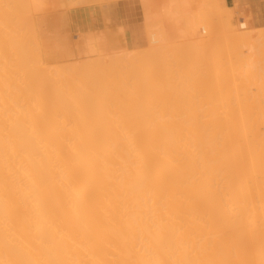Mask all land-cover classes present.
Here are the masks:
<instances>
[{
	"label": "bare ground",
	"instance_id": "6f19581e",
	"mask_svg": "<svg viewBox=\"0 0 264 264\" xmlns=\"http://www.w3.org/2000/svg\"><path fill=\"white\" fill-rule=\"evenodd\" d=\"M8 1L12 0H0V264H264V112L238 111L243 104L240 108L236 107V112L227 110L224 113L226 107L223 105V112H216L214 109L220 104L209 113H203L204 110L201 113L188 110V113H181L176 109L177 97L172 99V91H168L171 89L170 83L167 82L169 86L165 88L169 93L163 88L161 91L164 92L159 93L160 89L154 84L157 80H149L150 76L154 77V71H150L153 75L146 72L151 74L147 76L149 81L144 83L141 80L145 88L137 89L136 80L128 84L126 82L124 98L117 96L116 99L110 97L117 93L112 90L113 87L107 89L101 81L94 83L93 77L85 73V76L78 74L77 78L75 71L76 74L71 75L75 76L67 75L69 78L65 80L59 76L48 78L51 68L48 72L46 66H42L41 59L38 63L39 55L32 51L36 44L34 46L29 42L33 45L30 48L28 42L25 44L29 36H25L27 40L21 37L23 26H26L21 17L28 11L23 2L28 3L27 0H14L22 7ZM13 4L18 5L19 10L14 7L20 13L25 7V13H16ZM9 7L19 16L15 14V17L12 12L10 17ZM11 19L15 23L13 27L18 26L19 29H13L9 24ZM227 26L230 28V22ZM14 30L19 31L17 35L23 39L19 38L20 43L25 42H22L26 45L24 48L18 46L20 43ZM31 31L28 32L30 36L33 33ZM32 40L36 41L35 38ZM247 46L250 53L256 49L253 44ZM198 48L197 51L194 49L197 55ZM21 50L24 51L21 53ZM203 50L209 51L206 48ZM242 50L239 56H242ZM30 51L31 57L35 55L37 59L28 57ZM159 52L156 51L157 55L154 52V58L160 56ZM166 52L162 51L161 56L166 55ZM239 56L237 54L236 57L240 59ZM213 57L216 59V56ZM167 59L165 57V62ZM33 60L46 71L41 68L40 77L31 72L38 71L37 64L36 69L33 63V66L31 63L30 67L27 65ZM239 63L242 64L241 61ZM74 64L75 68L79 66ZM146 68L143 70L157 69ZM67 69H71V65ZM166 71H169L168 68ZM163 73L168 81L171 74H175L171 72L168 78L170 72ZM236 74L233 75L234 79ZM111 75L113 78L115 74ZM198 75L192 78L196 80ZM174 77L176 81L170 79L172 84L178 79ZM190 79L187 80L192 81ZM182 80H178L179 84H188L187 80ZM260 83L263 86L262 80ZM195 84L199 87L201 81L199 85L198 81ZM197 86L195 90L201 91L199 95L211 89L209 84L200 86L205 91L199 90ZM186 88H182L184 93ZM138 93L141 95L139 100ZM156 93H165L163 97L169 99V96L172 101L175 100L173 106L177 111L167 112V105V111H163L162 106L166 102L163 100L162 105H157L159 99ZM107 94H110L107 97H110L111 102L123 101L122 109L119 108L120 101L112 104H119L116 107L122 111L114 114L117 110L114 108L111 114V107L106 111L101 103ZM234 96L238 99V92L237 97ZM191 97L188 98L190 102L194 100ZM205 97L200 100L206 101L208 98ZM107 99L106 102L109 101ZM123 99L130 101L129 106ZM142 99L143 103H140ZM251 99L252 96L249 101ZM194 102L190 106L196 104ZM238 103L236 101L235 106ZM157 106H161L162 110H157ZM90 109L96 112L90 114L87 112Z\"/></svg>",
	"mask_w": 264,
	"mask_h": 264
},
{
	"label": "rangeland",
	"instance_id": "374dc122",
	"mask_svg": "<svg viewBox=\"0 0 264 264\" xmlns=\"http://www.w3.org/2000/svg\"><path fill=\"white\" fill-rule=\"evenodd\" d=\"M12 1L15 4L17 3L19 6H21L19 4V2H15V1H19V0H15V1L12 0ZM12 1H10V2H12ZM37 1L31 0V2H30V0H27L28 3H25V1H24L23 3L26 4L25 7H27V9L25 7H23L24 11L21 8H20V10H21V12L23 11L24 13H25V9L28 11H26V13L23 15H22L23 12L20 13L18 11L19 10L18 5L15 6V4H13L12 8L14 6L17 7L18 10L14 7L17 10L16 13L19 12V15H22L21 18L26 22L25 23L23 21L26 24V26H23V31L25 30L24 29L25 27H26V30H29L31 27V29L29 31L25 30V33H22L23 31L21 32V35L23 34L21 36L22 38H24L26 40L29 38L28 39L29 41L25 40L26 43L24 41H22V42H24L25 44H27V42L29 44V42H30V44L32 43L34 46L36 44L35 50L31 47L33 45L29 44L27 46L32 48L33 54H35V55L38 54L40 56V58H39V56L37 57L38 63H39V60L41 59L40 62H42L41 63L42 66L43 65L46 66V67L43 66V67H45V70L47 68L46 71H48V69L51 68V69H49L51 71L50 72L51 74L49 73L51 75L50 77H48L47 74L45 73L46 77H48V78H56L59 76L58 78L65 80V79L69 78L72 74H74L75 71L77 73L76 76L73 75L75 77H77V76L79 77L78 74H80L81 76H85V74H88L87 76L91 75L90 77H93L92 82L100 83V81H101L102 84L105 83L103 85H105L107 87V89H108V87L109 88L113 87L112 90H114L115 92L117 91L118 94L114 93L116 96L114 94H112L110 97L113 96L114 98H111V99H116L117 96L118 97L121 96V98H124L123 97V96H125L124 89L127 88V85L125 84L126 82L128 84V82L132 83L136 80L135 84L137 85V89L139 87H140L139 89H142V88H145V86L143 87V84L145 82L151 80L150 78H152L151 81L157 80V82L156 81L155 82L158 84L161 82V84H160L161 86L154 83L155 87L160 89L159 93H161L162 91L164 92V90L161 91V88L165 89V88H167V86H169V85H167V82H168V84L170 83V85H171L170 86L171 89H169V90L165 89V91H167V90L169 92L172 91V92H170V94H172L171 96L173 97L172 99H174L175 97L178 98V99L175 98L177 100V103L175 100L172 101L171 97H169L170 94H167V92H168L167 91L166 95H169L168 98L171 100L170 104H168L169 99H167V97H163V96H166V95H164L165 93H162V95L161 94L158 95V93H156L159 101L161 98V103H159V101H158L157 105L158 104L162 105L163 100L166 102V104H164L162 106V108L164 107L163 111L168 110L167 112H172L171 110H173V112H174V111H177V110H175V108L178 107L176 109H178V111L181 113H183L184 111H186L184 113H188V111L201 113L202 110H204L203 113H205V112L209 113V111L212 112V110L214 108H216L217 106H219L221 104L220 105L221 107L220 106L218 107L220 109L216 108L217 110L216 109H214V110L216 112H223L221 110H223L226 107L224 110V113H225L227 110L229 112H233V111L236 112L238 110L237 108H240L241 105L243 104L241 107L242 109L240 108L238 111L264 112V99H262V97L264 98V96H263L264 95V92H263V90H264V88H263V86H264V83H263L264 82V80H263V77H264V71H263L264 70V56H263V54L264 53H262V52H264V47H263L264 46V0H140L141 5H142V17H140L139 21H136V22H138L137 39L139 40V43H134V44L132 43V41L130 39L129 33L126 31V28L122 25V23L118 17V11H117L118 6H117V4L120 0H37ZM20 3H21V1H20ZM7 5L9 6V4H7ZM3 7L5 8V4L3 5ZM10 7H9V9H11ZM9 9H7V10H9ZM9 11H10L9 12L10 17L12 16V14L15 17H16V15L19 16L18 14L13 12L14 10L11 9ZM27 12L29 14H27ZM12 18H14V17H12ZM18 18H16V19H18ZM22 19H20V20H22ZM23 22H20V23L22 24ZM229 22H230V26H229L230 28H228V26H227ZM9 24L12 25L15 23H13V20L11 19V20H9ZM25 24H23V25H25ZM29 24H31V25H29ZM238 25L240 26V28L238 27ZM14 26L16 27V25H14ZM27 26H28V29H27ZM12 27H13V25H12ZM17 27L16 28L13 27V29H19ZM21 28L22 27H20V29ZM231 30H233V31H231ZM17 31L18 30L15 31L16 39L18 36L17 34H19V31L18 32ZM30 31L33 32V33H31L32 36H30L28 33ZM45 34H47V35H45ZM27 35L29 36L28 38L25 37ZM33 35H34V37H33ZM19 38H20V35L18 36V39H17V41L20 43ZM22 38H20V39L23 40ZM34 38L36 41L32 40ZM30 40H32V41H30ZM248 40H249L250 45L253 44L256 47V49L259 46L261 48L259 47L258 48L259 50L257 49L258 51L256 49L252 50V52H251L252 54H251L249 47L247 46V44L249 45V43H247ZM90 41H92V42L94 41V42L90 43ZM96 41H99V42H96ZM21 43L18 46L24 48V46H26V45L24 43H22V44ZM260 43L262 46L260 45ZM37 44H38V46H37ZM226 44L229 47L231 46L229 50H228V46H226ZM257 44H259V46ZM89 45H91V47ZM186 46H188V47L185 48ZM210 46H212V47L214 46V48L216 50H213L214 48L211 49ZM65 47H67V48H65ZM89 47L92 48L93 50L91 49V51H89L90 50ZM98 47H100V49H98ZM194 47H196V48H194ZM198 47H200L201 49ZM238 47H239V49H236ZM240 47H241V49H240ZM262 47H263V49H262ZM30 48H28V51ZM36 48H38V51H36ZM181 48H184V49L182 50ZM197 48H198L199 57H198L197 53L195 52V50ZM205 48H206V50L209 49L208 53H207V51L203 50ZM231 48L233 49L232 52H231ZM25 49L27 50V48H25ZM46 50H48L49 52ZM51 50H52V52H51ZM199 50H201V52H203V54H201V52ZM240 50H242V56H239V55H241ZM22 51H24V50H21V53H22ZM32 51L29 52L30 56H28V57L34 59L35 55H34V57H31V56H33ZM35 51L38 53H36ZM57 51L59 52V54ZM61 51H62V53H61ZM63 51L65 53L66 52L67 53L65 55H63L64 54ZM100 51H101V54L98 55V53H100ZM156 51L157 52L158 51H161V52L167 51L166 55H168L170 52H172L171 55L174 56V57L172 56L174 59L171 58L170 54L168 55L169 56L168 57L163 53L164 54L163 56H165L166 58H169V59H167V62L169 60L170 63L167 64V62H165V57L161 56V54H162L161 52H159V54H158L161 57L155 56V58H154V55H155L154 52L156 53ZM215 51L216 52L218 51V52L216 53ZM91 52H92V54H91ZM93 52H94V54H93ZM102 52H105V53H102ZM255 52H257V54H255ZM208 54H210V55H208ZM237 54L240 57V59H238L236 57ZM55 55H57V56H55ZM116 55L119 59H117ZM156 55H157V53H156ZM200 55H201V58H200ZM213 55L216 56V59H215V57H213ZM45 56H46V59H45ZM105 56H106V59H104ZM185 56H187V57H185ZM191 56H193V57L191 58ZM195 56H196V58H195ZM206 56H208V57H206ZM209 56H211V57H209ZM101 57H103V59ZM131 57L133 60H131ZM212 57H213V59H212ZM234 57H236V59H233ZM241 57H242V59H241ZM257 57H258V59H257ZM27 58H25V59H27ZM37 58H35V59H37ZM96 58L97 59L99 58L101 60L98 59L99 60L98 61ZM158 58L161 59V60L159 59L161 62L159 60L158 61L155 60ZM170 58H171V60H170ZM180 58H183V59L180 60ZM129 59L131 60V62ZM197 59H198V62H197ZM222 59H223V62H222ZM245 59H247V60H245ZM44 60H47V61H44ZM86 60L89 61V63H87ZM134 60H137V61L134 63ZM33 61L32 62L26 61V62H29L27 65L29 66L30 63L31 64L33 63L35 69L37 66H38L37 68H39V65L37 63H35V61L34 62ZM91 61H93V63H95V64H92ZM213 61L216 65L213 63ZM239 61H241L242 64H240ZM242 61H244V62L246 61V63H244ZM98 62H100V63H98ZM129 62L132 64H129ZM155 62H157V63H155ZM163 62L165 64H163ZM190 62H191V64H190ZM210 62L213 64H211ZM252 62H256V64L251 65L250 63H252ZM74 63L77 65L79 64V66H76L77 68H75V66H73ZM201 63H203V64H201ZM228 63H229V65H228ZM257 63L259 64V66ZM33 64L31 66H33ZM35 64H37V66H35ZM68 64L71 65V69H67V68H70V65H68ZM80 64H82V65L80 66ZM134 64L136 65V67ZM170 64H172V65H170ZM184 64H186V65H184ZM196 64H198L199 67ZM248 64H249V66H248ZM107 65H109V66H107ZM128 65H131V67ZM146 65H147V68L149 66V68L152 67V69H154V67L156 69V67H157L156 71H158V72H156L155 70H151V69L148 71L143 70L146 68ZM192 65L195 67V69H194L195 71L193 70L194 67ZM42 66H40V67L42 68ZM158 66H159V68H158ZM165 66H166V68H165ZM188 66H190L191 68ZM222 66H223V68H221ZM83 67H85V68H83ZM169 67H172V69L171 68L169 69ZM245 67H247V68H245ZM248 67H251V68H248ZM41 68L37 69L38 71L32 70L31 72L36 77L37 76L40 77L42 75V73L40 74L39 72L43 69V68L42 69ZM56 68H58V69H56ZM167 68L169 71H166ZM186 68L187 69L190 68V69L187 70ZM214 68L216 71L214 70ZM219 68H221V70ZM28 69H30V68H28ZM63 69L67 71L66 72L67 74L64 72ZM108 69H110V70H108ZM111 69L114 70L113 71L114 73L112 72ZM115 69H117V70H115ZM162 69H164V70H162ZM173 69H174V71H170ZM247 69H248V72H246ZM249 69H250V71H249ZM139 70L144 71L145 75L143 76L144 72H142V71H140V72L143 74L140 75ZM238 70L239 71L242 70V71L238 72ZM43 71H44V69H43ZM46 71H44V72H46ZM91 71H92V73H91ZM109 71H111L112 73ZM118 71H121V72H119L120 74L117 73ZM150 71L151 72L154 71L153 73H155L156 76L158 75L157 73H159V75H162L163 72H166V73L170 72L168 74L169 75L168 78L170 77L171 72L172 73L174 72L175 73L174 75L176 76V78H178L177 82H175V83L173 82V84L171 83V80L176 81V80H174L175 77L173 74H171L169 81L166 79L167 78L166 75H162L164 77L157 76V78L160 77V79H161V80L159 79L160 80L159 81L155 77V75H154L155 79H154V77L150 76L152 74ZM161 71H162V73H161ZM181 71L186 72V73H182ZM198 71H200V72L198 73ZM234 71L236 73L238 72L239 74L242 73V75L240 74L242 77L240 75L238 76L241 79L236 78L238 73L236 74ZM243 71L246 72V74L243 73ZM55 72H57V73H55ZM81 72H83V73H81ZM146 72L151 73V74H148V73L146 74ZM190 72H191V74L193 73L192 74L193 76L190 75ZM233 72L236 74V76H234L236 80L233 78V75H235ZM250 72H252V73L250 75H247ZM253 72H254V74H253ZM54 73L56 75L57 74L58 75L55 76ZM93 73H94V75L92 76ZM126 73H127V75H125ZM166 73H163V74H166ZM219 73H220V75H219ZM230 73L233 75H230ZM111 74H115L113 76L114 79L112 78ZM43 75H44V73H43ZM67 75L69 77H67ZM184 75L186 76V78L188 76L187 79L194 77V75H198L196 77V80H195V78L194 79L192 78L190 80H192V81L195 80L196 82L198 81V85L200 84V81H201V84L199 85V87L195 84V81L193 82L198 87V89L200 88L199 90H202L203 88H201V87L202 86L204 87L205 84L206 85L209 84V88L211 87V89L210 90L207 89V90L211 91L210 93L212 96H210V93L207 92V90L205 91V89H203L205 92H203L199 95L198 93L201 91L198 92V90H195L196 86L193 88L194 84L192 85V81H188ZM245 75H247L246 78H245ZM60 76H62V77H60ZM73 76H71V77H73ZM95 76H96V78H95ZM127 76H130V77H127ZM131 76L133 79L131 78ZM140 76H142V77H140ZM147 76L148 77L150 76L149 80L147 79L148 78ZM165 76H166V78H165ZM182 76H184V77H182ZM254 77H256V78H254ZM110 78H112L113 80ZM138 78H139V80H138ZM182 78H184L185 80L188 81V82H186V83H188L187 85L182 86L183 84H181V83L179 84L180 81H183ZM214 78L217 80L218 83L216 82V80ZM232 78H233V82H232ZM251 78L253 79L252 82H254V84L250 81V80H252ZM99 79H102L105 82H103L102 80H99ZM162 79L165 81H162ZM198 79H200V81ZM239 79H240V82H239ZM111 80H112V82H111ZM141 80H144V83ZM178 80H179V82H178ZM222 80L224 82H222ZM245 80L249 81V83H247ZM261 80L263 83V86L261 85L262 87L260 86ZM228 81H230V83ZM238 83H240L241 85ZM163 84H165V85L162 86ZM110 85H112V86H110ZM180 85L182 86V88H184L186 86L187 91L189 90V92L190 91L191 92L189 93V92L185 91V93H184V90L180 87ZM243 85L245 86V88H243ZM257 86H259V88H257ZM134 87L136 88V86H134ZM149 87H151V86H149ZM260 87H261V89H260ZM147 88H148V85H147ZM207 88H208V86H207ZM190 89H192V90H190ZM248 90H249V92H248ZM214 91H216V92H214ZM236 91L239 94L238 97H237ZM242 91L244 92V94ZM110 92H111V90H110ZM143 92H139V93L141 94ZM206 92L209 93V95ZM247 92H248V95H247ZM139 93L137 94L138 100L141 98L140 97L141 95ZM213 93H214V96H213ZM249 93H250V96H249ZM174 94H175V96H174ZM109 95L108 94L105 95V97L103 98L104 100L102 101L101 104L105 106L106 111H109L108 108L111 107L110 110H111V114H112V112H113L112 109L113 110H114V108L117 109L116 106H119V104L116 106L112 105V104H117V101H118V103L121 102V104H120L121 107L119 106V108L122 109V107H123L122 105L124 103H122L123 102L122 100L121 101L120 100H117V101L113 100V102H111L112 100L110 99V97H107ZM193 95H195V98ZM201 95L202 96L204 95V96L201 97ZM234 95H236V97L238 99H236ZM189 96L193 97V98L191 97V100L194 99L196 104H192L190 106V104L193 103L194 100L190 102V100L188 99ZM205 96H207L208 99H206V101H208V102H206L205 99L200 100V98H206ZM222 96L224 97L223 99H222ZM240 96H241V98H239ZM251 96H252V99H253V97L255 99H253V100L251 99V101H249ZM63 98H64V96H63ZM107 98H109V99H107ZM157 98H156V100H158ZM164 98H166L168 101H166ZM106 99L109 100L108 101V102H110L109 104H108V102L105 101ZM225 99H226V101H225ZM181 100H183V101H181ZM199 100L202 101L203 104H201V102ZM234 100L239 102L237 106H235L236 101H235V103H233ZM243 100L245 101V103L243 102ZM261 100H263V103L261 102ZM124 101H125V103L127 102L128 106H129L130 101H128V99L127 100L125 99ZM142 101H143V99L141 100L140 103H143ZM174 101H175V105H176L175 108L173 106ZM210 101H211V103H210ZM171 102H173V103L171 104ZM221 102H223V104ZM240 102H242V103H240ZM178 103L180 104V106ZM212 103L214 105H212ZM249 104L251 106L248 108ZM183 105L184 106L186 105V107H184ZM195 105H196V107H195ZM222 105L225 107H223ZM165 106L167 107V110H165L166 109ZM210 106H211V108H210ZM257 106L259 107V109L257 108ZM180 107H181V111L179 110ZM246 107H247V109H246ZM124 108H126L125 105H124ZM183 108H184V110H183ZM254 108H255V110H254ZM118 109L115 110L113 113L115 114L121 110V109H119V110ZM158 109L162 110L161 106H160V108H159V106H157V110ZM261 109H262V111H261ZM90 110L92 111V113H91V111H87L90 114H93L96 112L95 110L93 111V109H90ZM124 110H127V109H124ZM149 110H153V109H149ZM215 111H213V112H215Z\"/></svg>",
	"mask_w": 264,
	"mask_h": 264
},
{
	"label": "crops",
	"instance_id": "0c3cea01",
	"mask_svg": "<svg viewBox=\"0 0 264 264\" xmlns=\"http://www.w3.org/2000/svg\"><path fill=\"white\" fill-rule=\"evenodd\" d=\"M118 17L126 31L130 35L132 43H139L137 39V26L142 17V5L140 0H120L117 4Z\"/></svg>",
	"mask_w": 264,
	"mask_h": 264
}]
</instances>
